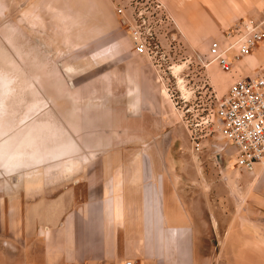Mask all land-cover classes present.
<instances>
[{
  "label": "rangeland",
  "instance_id": "obj_1",
  "mask_svg": "<svg viewBox=\"0 0 264 264\" xmlns=\"http://www.w3.org/2000/svg\"><path fill=\"white\" fill-rule=\"evenodd\" d=\"M161 1L170 18L151 56L132 51L116 0H0V214L20 216L24 203L67 184L119 181L139 154L150 171L142 184H193L183 166L192 173L226 157L208 144L213 131L196 151L189 137L209 131L204 119L229 82L207 47L240 20L260 19L264 0L254 14L237 0L225 26L228 0ZM136 103L162 121L157 140L122 139L135 132L122 123L138 115ZM22 258L6 262L39 263Z\"/></svg>",
  "mask_w": 264,
  "mask_h": 264
},
{
  "label": "crops",
  "instance_id": "obj_2",
  "mask_svg": "<svg viewBox=\"0 0 264 264\" xmlns=\"http://www.w3.org/2000/svg\"><path fill=\"white\" fill-rule=\"evenodd\" d=\"M256 5L250 0L246 10L253 13ZM223 8L225 26L240 10L237 0ZM261 41L232 60L227 85L237 72L264 64ZM144 104L132 107L138 115L122 124L135 132L122 139H158L162 121ZM128 166L119 181L67 184L52 196L23 202L20 216L1 213L0 248L10 254L0 253L2 263L23 256L38 259L34 264L117 263L127 257L138 264H264V161L246 169L219 155L192 173L183 166L193 184H142L150 171H144L141 154Z\"/></svg>",
  "mask_w": 264,
  "mask_h": 264
},
{
  "label": "built area",
  "instance_id": "obj_3",
  "mask_svg": "<svg viewBox=\"0 0 264 264\" xmlns=\"http://www.w3.org/2000/svg\"><path fill=\"white\" fill-rule=\"evenodd\" d=\"M118 22L130 38L131 49L136 54H150L158 50L159 28L170 16L161 0H116L114 2ZM263 16L242 19L225 32L224 42L217 38L208 43L207 52L221 71L230 72L232 60L250 53L253 46L264 36ZM204 119L211 123L209 131H190L191 145L196 151L201 139L213 131L218 141L208 144L225 153L232 165L252 169L264 161V64L249 72L238 73L218 98L211 112ZM220 154V152H219ZM31 264V263H24ZM84 264V263H66ZM97 264H138L132 258L120 262Z\"/></svg>",
  "mask_w": 264,
  "mask_h": 264
},
{
  "label": "bare ground",
  "instance_id": "obj_4",
  "mask_svg": "<svg viewBox=\"0 0 264 264\" xmlns=\"http://www.w3.org/2000/svg\"><path fill=\"white\" fill-rule=\"evenodd\" d=\"M110 123V122H109ZM83 161V160H82Z\"/></svg>",
  "mask_w": 264,
  "mask_h": 264
},
{
  "label": "water",
  "instance_id": "obj_5",
  "mask_svg": "<svg viewBox=\"0 0 264 264\" xmlns=\"http://www.w3.org/2000/svg\"><path fill=\"white\" fill-rule=\"evenodd\" d=\"M164 135H166V134H164Z\"/></svg>",
  "mask_w": 264,
  "mask_h": 264
}]
</instances>
